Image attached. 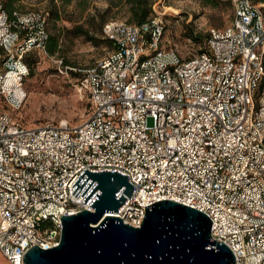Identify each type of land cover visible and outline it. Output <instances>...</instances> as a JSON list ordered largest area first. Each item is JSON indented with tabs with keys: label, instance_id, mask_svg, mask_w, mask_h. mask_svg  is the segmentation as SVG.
<instances>
[{
	"label": "built area",
	"instance_id": "1",
	"mask_svg": "<svg viewBox=\"0 0 264 264\" xmlns=\"http://www.w3.org/2000/svg\"><path fill=\"white\" fill-rule=\"evenodd\" d=\"M233 19L183 58L163 46L164 18L110 20L112 47L81 79L79 124L25 126L7 108L27 99L26 55L46 52L50 12L11 13L0 0V252L23 264L60 244L61 217L92 209L72 185L83 169H118L135 191L114 216L140 227L170 199L213 221L236 264H264V0H224Z\"/></svg>",
	"mask_w": 264,
	"mask_h": 264
},
{
	"label": "water",
	"instance_id": "2",
	"mask_svg": "<svg viewBox=\"0 0 264 264\" xmlns=\"http://www.w3.org/2000/svg\"><path fill=\"white\" fill-rule=\"evenodd\" d=\"M72 187L92 209L63 215L60 244L34 245L23 264H236L230 247L212 238V219L192 206L153 202L140 227L114 216L136 189L118 169L85 168Z\"/></svg>",
	"mask_w": 264,
	"mask_h": 264
},
{
	"label": "rangeland",
	"instance_id": "3",
	"mask_svg": "<svg viewBox=\"0 0 264 264\" xmlns=\"http://www.w3.org/2000/svg\"><path fill=\"white\" fill-rule=\"evenodd\" d=\"M13 9L49 11V32L59 38L61 50L55 55L32 54V60L37 62L34 75L25 79L27 99L19 109L7 108V111L25 126L62 121L70 125L81 123L89 113L90 104L86 91L81 88V79L85 70L110 49L102 26L110 20L133 23L129 21L128 5L120 0H73L71 3L17 0ZM154 12V15H161L166 24L163 46L174 48L183 58L205 48L209 30L226 27L234 14L224 0H219L216 6L202 0H158ZM78 27L90 31L94 39L78 34ZM63 60L70 65L65 66ZM0 264H9L1 252Z\"/></svg>",
	"mask_w": 264,
	"mask_h": 264
},
{
	"label": "trees",
	"instance_id": "4",
	"mask_svg": "<svg viewBox=\"0 0 264 264\" xmlns=\"http://www.w3.org/2000/svg\"><path fill=\"white\" fill-rule=\"evenodd\" d=\"M14 1H17V0H4L5 8L10 13L14 10L13 9ZM62 1L65 3H71L73 0H62ZM120 1L124 2L129 7V11H130L129 21L133 22L134 24L140 25V24L147 22L154 15V13H155L154 12V5L158 0H120ZM202 1L207 5L216 6L219 0H202ZM225 2H227L232 7L231 2H229V1H225ZM103 27H104V25L102 26V34L104 36ZM77 29H79L77 32L78 34L84 35L91 40L94 39V36H93V34H91L90 31L84 30L83 28H80V27H78ZM208 37H209V32H208ZM104 39L106 40L107 44L111 48L112 47L111 41L108 38H106L105 36H104ZM196 39H198V38H196ZM207 40H208V38H207ZM60 50H61V45L59 43V38L50 33L49 40L46 44V52L50 53L51 55H55L56 53H59ZM35 52H41V51L33 50V51L29 52L25 58L28 66H29L28 76L34 75V65L36 64L37 60H35V59L32 60V54ZM63 63H65L64 64L65 66L70 65L67 60H63ZM75 75H77V74H75ZM89 103H90V101H89ZM90 106H91V103L89 104V111H90Z\"/></svg>",
	"mask_w": 264,
	"mask_h": 264
},
{
	"label": "bare ground",
	"instance_id": "5",
	"mask_svg": "<svg viewBox=\"0 0 264 264\" xmlns=\"http://www.w3.org/2000/svg\"><path fill=\"white\" fill-rule=\"evenodd\" d=\"M98 225V224H97ZM97 225H94V226H97Z\"/></svg>",
	"mask_w": 264,
	"mask_h": 264
}]
</instances>
